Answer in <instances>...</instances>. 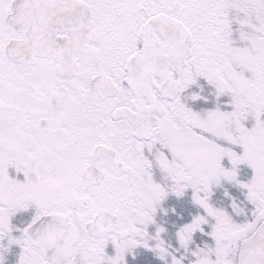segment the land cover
I'll list each match as a JSON object with an SVG mask.
<instances>
[{"label":"snow or ice","instance_id":"obj_1","mask_svg":"<svg viewBox=\"0 0 264 264\" xmlns=\"http://www.w3.org/2000/svg\"><path fill=\"white\" fill-rule=\"evenodd\" d=\"M0 264H264V0H0Z\"/></svg>","mask_w":264,"mask_h":264}]
</instances>
